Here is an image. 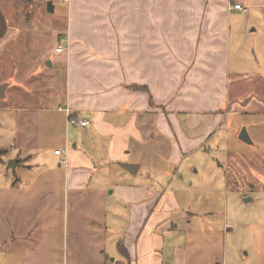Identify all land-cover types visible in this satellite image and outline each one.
<instances>
[{"label":"rangeland","instance_id":"374dc122","mask_svg":"<svg viewBox=\"0 0 264 264\" xmlns=\"http://www.w3.org/2000/svg\"><path fill=\"white\" fill-rule=\"evenodd\" d=\"M0 4L9 23L0 38V84H9L0 98V150H6L0 152V264L125 261L117 246L129 223V204L111 194L113 185L100 186L104 214L91 213V189L103 173H94L89 192L68 191L66 166L60 169L54 156L56 148L66 147V114L57 111L56 103L64 99L66 66L53 65L51 56L56 31L67 24V0ZM248 8V13L233 10L230 17L233 111L177 164L161 153L167 139L148 140V162L136 178H144L148 168V187L173 189L178 204L156 231L165 241L161 264H264V6ZM10 29L18 34L10 38ZM46 93L53 97L47 106L55 111L37 113L38 124L29 108L46 106ZM243 128L253 144L239 138ZM23 155L31 157L34 168L23 167L22 161L10 165ZM109 169L114 183L120 170ZM28 205L34 211L25 224ZM100 224L106 231L97 229ZM26 230L33 240L25 239Z\"/></svg>","mask_w":264,"mask_h":264},{"label":"crops","instance_id":"0c3cea01","mask_svg":"<svg viewBox=\"0 0 264 264\" xmlns=\"http://www.w3.org/2000/svg\"><path fill=\"white\" fill-rule=\"evenodd\" d=\"M67 3V24L56 31L51 60L53 65L66 66L64 99L56 103L57 111L66 114L64 143L69 149L65 151V147L61 154H56L60 150L56 148L54 156L60 169L66 166L68 191L86 188L89 192L94 173H103L96 182L97 188L91 189V213L96 210V215L104 214L100 186L113 185L111 194L129 204V223L117 246L126 262L114 258L111 263L161 264L165 241L156 231L166 213L178 204L173 189L152 191L148 187V168L145 180L136 178L148 162V140L167 139L161 153L177 164L233 111L228 62L230 17L236 10L233 5L264 6V0ZM0 8L4 12L1 4ZM16 32L10 29V38ZM61 44L64 51L57 52ZM42 99L46 106L29 108L34 118L37 113L55 111L47 106L53 101L51 95L46 93ZM67 109L73 119L86 120L90 125L68 123ZM35 120L41 123V117ZM30 159L23 155L15 161L32 169L35 164H29ZM118 162L138 164L136 173H130ZM47 165L44 162L43 166ZM113 166L120 170L115 173L114 183L107 176ZM54 180L49 185L50 192L54 190ZM33 211L32 205L25 208V224L33 217ZM97 229L107 228L100 224ZM26 232L25 239L33 240L30 230ZM101 254L104 255V249ZM108 261L104 258L99 264H110Z\"/></svg>","mask_w":264,"mask_h":264},{"label":"water","instance_id":"95a60500","mask_svg":"<svg viewBox=\"0 0 264 264\" xmlns=\"http://www.w3.org/2000/svg\"><path fill=\"white\" fill-rule=\"evenodd\" d=\"M49 12H53L54 11V5L52 1L48 2V7H47ZM9 84L8 83H4V84H0V98H4L6 96V90L8 88ZM239 138L247 144H253L252 139L250 138V135L247 131L246 128H243L239 134ZM118 164L123 167L124 169H126L127 171H129L130 173H136L137 168H138V164L135 163H127V162H118ZM11 166L15 167L16 165V161L15 160H11L10 163ZM250 198H246V200H249Z\"/></svg>","mask_w":264,"mask_h":264},{"label":"built area","instance_id":"2783aa9c","mask_svg":"<svg viewBox=\"0 0 264 264\" xmlns=\"http://www.w3.org/2000/svg\"><path fill=\"white\" fill-rule=\"evenodd\" d=\"M233 8L236 9V10H240V11H242L244 13H248V11H249V8L244 6L241 3H234ZM56 51L57 52H63L64 51V45L63 44L59 45L56 48ZM66 112L68 113V123H78L80 126H88V125H90V123L88 121H86V120L85 121H83V120L76 121L75 119H73L70 116L69 109H67ZM55 153L56 154H61L62 151L61 150H57V151H55ZM65 162H67V160H65Z\"/></svg>","mask_w":264,"mask_h":264},{"label":"trees","instance_id":"16d2710c","mask_svg":"<svg viewBox=\"0 0 264 264\" xmlns=\"http://www.w3.org/2000/svg\"><path fill=\"white\" fill-rule=\"evenodd\" d=\"M8 26H9L8 20H7L6 16H5L4 12L0 8V38H2L5 35ZM147 91H148V93L150 94V97H151V93H150L149 89H147ZM150 102H151L152 105L154 104L152 98L150 99ZM0 152H6V150L2 149V150H0ZM122 250H123V253L127 254V251H126L125 248H122Z\"/></svg>","mask_w":264,"mask_h":264}]
</instances>
